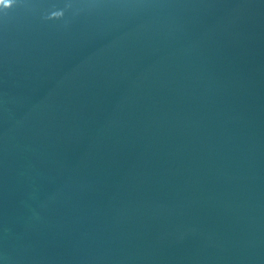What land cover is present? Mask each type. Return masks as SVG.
Wrapping results in <instances>:
<instances>
[{"label":"water","instance_id":"water-1","mask_svg":"<svg viewBox=\"0 0 264 264\" xmlns=\"http://www.w3.org/2000/svg\"><path fill=\"white\" fill-rule=\"evenodd\" d=\"M0 264H264V0H2Z\"/></svg>","mask_w":264,"mask_h":264},{"label":"snow or ice","instance_id":"snow-or-ice-1","mask_svg":"<svg viewBox=\"0 0 264 264\" xmlns=\"http://www.w3.org/2000/svg\"><path fill=\"white\" fill-rule=\"evenodd\" d=\"M0 2H2V0H0Z\"/></svg>","mask_w":264,"mask_h":264}]
</instances>
